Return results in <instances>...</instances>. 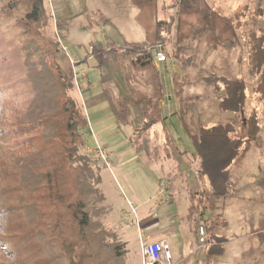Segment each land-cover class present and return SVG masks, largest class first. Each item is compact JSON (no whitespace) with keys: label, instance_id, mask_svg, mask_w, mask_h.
Returning a JSON list of instances; mask_svg holds the SVG:
<instances>
[{"label":"rangeland","instance_id":"374dc122","mask_svg":"<svg viewBox=\"0 0 264 264\" xmlns=\"http://www.w3.org/2000/svg\"><path fill=\"white\" fill-rule=\"evenodd\" d=\"M179 1L166 0L162 4L161 17L174 19L172 29L163 34L161 42L167 61L165 68L154 63L136 69L129 61L130 56L115 52L112 45L150 42L155 34L156 16V11L154 17L151 11L158 6V0H43L44 18L39 23L38 35L32 40L23 28L26 0H0V150H3L0 208L23 207L22 210L0 211V240L4 237L12 242L10 246L0 242V255L4 256L0 258L1 264L11 261L29 264L32 260L27 257V249L20 248L19 258L13 256L14 259L8 256V250L13 245L18 250L33 239L35 247L38 245V239L32 236L35 212L28 214L23 202H33L37 196L35 161L43 157V146L35 140V116L41 110L37 106L39 94L50 87L48 78L53 73L50 63L59 64L65 83L69 81L71 85L66 93L76 99L87 120L86 147L82 153L99 176L97 186L104 202L97 207L100 212L101 209L106 212L104 229L119 241L118 234L111 229L110 218L123 227L125 239L130 241L131 246H127L130 252L136 249L139 214L154 205L156 189L167 180L166 176L153 174L143 163L146 159L142 150L148 145H160L163 140L160 124L147 134L138 132L144 122L159 119L162 112L167 117L176 116L170 126L173 129L180 126L178 117L182 118L181 126L191 129L196 127L197 121L211 126L235 119L237 125L242 126L255 113L264 129V93L255 92L258 81L264 77V68L259 75L247 73L246 39L251 29H261L264 33V0L263 14L254 28L250 19L256 0H195L209 11L206 18L195 14L183 16L179 13ZM94 10H99L110 22L102 26L89 24L92 17L88 14ZM226 38L234 40V49L221 47L230 46ZM178 48L182 50L179 54L182 58L174 59ZM186 56L191 57V63L184 62ZM99 62L102 66H98ZM162 68L166 71L164 79L160 78ZM211 73L217 78L244 80L245 102L238 114L219 111L217 96L223 89L220 83L217 89L198 79L200 75ZM180 82L182 92L177 95L174 90ZM163 90L173 102L166 103ZM167 137L171 142V137ZM182 139V145L190 148L188 137L183 135ZM97 146L103 151L104 159ZM130 147L133 151H126ZM252 153L246 178L257 172L256 154ZM132 190L137 199L132 197ZM189 201L186 199L187 204ZM257 202L256 213H264V201ZM179 213L182 217L178 218L177 225L183 233L187 222L183 211L179 209ZM99 214L95 212V221ZM66 229L70 231L71 227L67 225ZM262 237L264 240V235ZM39 256L40 252L35 251V264L39 263ZM117 264L127 263L122 259Z\"/></svg>","mask_w":264,"mask_h":264},{"label":"trees","instance_id":"16d2710c","mask_svg":"<svg viewBox=\"0 0 264 264\" xmlns=\"http://www.w3.org/2000/svg\"><path fill=\"white\" fill-rule=\"evenodd\" d=\"M26 2L22 13L23 28L32 40L33 36L38 35L36 32L39 23L44 18L43 0H26ZM262 3L263 0H256L254 15L250 19L252 28L263 14ZM162 8L163 5L161 10ZM179 13L182 15L197 13L205 18L210 15L209 11L195 0H180ZM88 15L92 17V19L89 17V24L102 26L109 23L99 10L91 11ZM173 23V18L170 21L163 17L157 20L155 36L151 42H128L122 46L112 45V47L115 52L130 56L129 61L132 67L136 69L150 67L153 64V42L162 45L163 34L170 32ZM246 39L247 73L251 76L259 75L264 68V33L261 29H251L246 34ZM225 41L230 46L221 47L228 50L234 49L233 39L226 38ZM90 48H92L91 44ZM177 50L178 53L173 55L174 59L182 58L180 57L182 50L180 48ZM115 52L113 53L116 55ZM190 60L191 57L186 56L184 62L191 63ZM102 62H99L98 66H102ZM52 63L50 64L53 73L48 78L50 87L39 94L37 106L39 105L38 108L41 110L35 116V133H37L35 140L43 146L41 148L43 157L35 161L37 196L33 202L27 200V203L23 202L28 214L35 212V230L32 236L38 239V245L35 247V239L28 245L20 246L18 250L13 245L11 250L16 253L9 249L8 256L19 258L18 252L20 248H24L28 250L27 257L32 260L29 264H35V251L40 252L38 264H117L126 254L125 243L116 241L115 235L104 229L103 219L106 212H102V209L100 212L97 207V204L104 201L97 186L99 176L93 172L88 163V157L82 153L86 147L84 131L88 127L87 120L80 112L76 99L66 93L71 85L69 81L65 83V74L59 64ZM214 74L200 75L198 79L217 89L220 83L223 89L217 96L219 111L238 114L245 102L244 80L217 78ZM182 86L180 82L174 90L175 94H181ZM255 92L264 93V77L258 81ZM178 118L182 123V118ZM154 122L155 120L150 123L144 122L139 131H145ZM182 128L192 143V156L198 161L197 176L206 180L211 196L224 197L229 189V166L246 152L258 131L256 114L252 113L242 126H238L234 119L211 126H203L200 121H197L193 129L187 126ZM166 138L169 139L167 136ZM2 152L3 150H0V159ZM2 172L3 164L0 163V174ZM2 196L3 194H0V201ZM13 208L14 210L23 209L18 205L17 208L14 206L0 208V211L1 209H4V212L10 211ZM95 212L100 213L97 221H95ZM67 225L71 227L70 231L66 229ZM108 238H111L110 241ZM207 241L214 242L210 234L207 236ZM0 242L3 246L12 244L4 237ZM213 246L208 247V250L213 249ZM3 257L0 255V258ZM8 264L17 263L11 261Z\"/></svg>","mask_w":264,"mask_h":264},{"label":"crops","instance_id":"0c3cea01","mask_svg":"<svg viewBox=\"0 0 264 264\" xmlns=\"http://www.w3.org/2000/svg\"><path fill=\"white\" fill-rule=\"evenodd\" d=\"M152 1L155 0H150ZM158 3V6L153 7L151 11L152 17L156 11L154 27L156 21L162 18V0H158ZM192 14L199 15L189 13L183 16ZM164 77L166 73L160 76L161 79ZM170 101L173 102L171 97ZM162 103L161 101V105ZM161 109L160 106V111ZM159 114L161 117L155 119V122L142 133L147 134L154 126L160 124L163 140L160 145H148L142 150L146 159L143 163L147 164L153 174H160L162 178L166 176L167 180L164 185H159L156 189L153 196L154 205L138 216L139 227L136 230L135 250L131 252L128 250L130 241L125 239L124 228L117 225L109 215L107 216L110 218L111 229L118 234L119 241L125 243V262L141 264L140 243L148 240L149 242L165 241L168 244L170 264H264L262 239L264 213H256L257 201L260 200L261 203L264 201V129L260 124V118H257L258 131L250 147L228 168L227 194L218 198L211 196L206 180L196 174L198 161L192 156L193 146L181 123L173 129L170 126L175 123L176 116L167 117V114L162 112ZM167 135L171 137V142L166 138ZM183 135L188 137L190 148L182 145ZM130 148L126 151L132 152L133 149ZM134 151H137V148ZM253 151L256 154L254 160L257 172L256 175L246 178L248 161ZM136 161L140 162L137 157ZM131 194L137 199L135 191L132 190ZM186 199L190 200L188 204ZM179 209L183 211L185 223L187 222L186 231L183 233L177 225L178 218L182 217ZM199 224H203L206 228L204 244L198 242L196 228ZM209 234L214 242L207 241ZM247 242L249 243L245 244ZM212 245H214L213 249L209 251L208 247Z\"/></svg>","mask_w":264,"mask_h":264},{"label":"built area","instance_id":"2783aa9c","mask_svg":"<svg viewBox=\"0 0 264 264\" xmlns=\"http://www.w3.org/2000/svg\"><path fill=\"white\" fill-rule=\"evenodd\" d=\"M152 60L153 63L160 64L165 68L166 56L163 52V46L161 44H155L152 49ZM166 71H161V75H164ZM164 79V78H163ZM166 89V88H165ZM163 95L170 100V96L166 94V90H163ZM97 151L101 157L104 159L103 151L97 146ZM196 233L198 237V242L204 244L206 242V228L203 224L197 225ZM141 251V264H170L171 255L169 253V246L165 241L159 242H149L148 240L142 241L140 243Z\"/></svg>","mask_w":264,"mask_h":264}]
</instances>
